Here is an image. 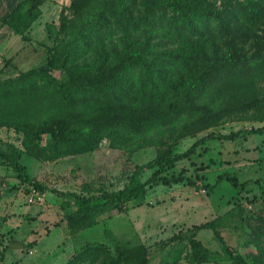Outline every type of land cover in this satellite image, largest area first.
Segmentation results:
<instances>
[{
	"label": "trees",
	"instance_id": "obj_1",
	"mask_svg": "<svg viewBox=\"0 0 264 264\" xmlns=\"http://www.w3.org/2000/svg\"><path fill=\"white\" fill-rule=\"evenodd\" d=\"M44 1L25 0L0 19V28L29 39L24 31L39 17ZM59 22L42 65L0 80V127L20 133L22 146L13 154L0 147V159L14 168L23 189L40 194L48 187L23 172L22 150L48 160L90 154L102 138L116 140L121 132L139 135L133 151L151 143L153 133L166 146L136 164L121 188L89 182L79 192L53 190L73 199L75 208L64 214L70 234L95 225L96 215L110 208L127 212L143 205L148 186L194 185L185 168L175 172L174 167L206 141L264 133V125L212 131L183 151L175 148L178 139L224 115L254 111L264 119V0H70ZM47 68L62 70L65 79ZM43 134L50 137L44 145ZM145 170L151 172L142 180ZM226 179L237 185L235 176ZM204 228L214 230L222 255L196 238ZM191 229L172 263L186 248L196 264H264L226 245L212 222ZM147 263V246L138 243L113 249L89 244L64 264Z\"/></svg>",
	"mask_w": 264,
	"mask_h": 264
},
{
	"label": "rangeland",
	"instance_id": "obj_2",
	"mask_svg": "<svg viewBox=\"0 0 264 264\" xmlns=\"http://www.w3.org/2000/svg\"><path fill=\"white\" fill-rule=\"evenodd\" d=\"M24 2L0 0V19ZM69 2L45 0L39 6V17L24 31L29 39L23 40L5 26L9 34L6 42H0V80L45 62L46 46L53 44L62 7ZM64 14L70 15V11L65 9ZM47 69L58 79H65L62 70ZM260 91L264 94L263 81ZM261 125L264 119L260 120L254 111L224 115L197 133L178 139L175 148L183 151L212 131L227 133ZM137 136L121 132L116 140L102 138L90 154L52 160L33 158L21 149L18 162L23 172L48 187L34 199L19 184L14 168L0 159V223L4 222L3 231L0 230V264H64L89 244L113 249L116 244L138 243L147 246V264H174V251L187 242V232L194 224L207 221L216 226L226 245L247 260H264V133L240 136L233 142L206 141L193 156L174 167L175 172L185 168L194 185L183 181L148 186L143 205L127 212L110 208L96 215L95 225L70 234L64 214L75 208L73 199L61 197L53 190L79 192L89 182L109 190L121 188L136 164L150 160L166 147L158 143L153 133L151 143L133 151ZM49 141L48 134L41 136V144ZM0 147L9 154L20 149L17 134L1 129ZM150 172L143 171L141 179L145 180ZM228 174L236 177V186L226 179ZM11 185L18 187L9 188ZM200 189L206 193L200 194ZM56 222L58 225H54ZM196 238L210 250L223 254L213 229L199 230ZM6 248L15 250L4 257ZM189 256L184 248L176 264H196Z\"/></svg>",
	"mask_w": 264,
	"mask_h": 264
},
{
	"label": "crops",
	"instance_id": "obj_3",
	"mask_svg": "<svg viewBox=\"0 0 264 264\" xmlns=\"http://www.w3.org/2000/svg\"><path fill=\"white\" fill-rule=\"evenodd\" d=\"M8 34H9V30H8V28H6L5 26H3V27H1L0 28V42L2 43V42H6L7 40H8V38H7V36H8ZM65 223V222H64ZM66 224V223H65ZM0 230L1 231H3L2 229L4 228V222L3 223H0ZM0 231V232H1ZM2 233V232H1ZM1 249L3 250V247H1ZM17 249V248H16ZM12 250H15V249H10L9 251H8V248H6V250H5V252H4V257H5V255L7 254V252L8 253H11L12 252ZM69 258V257H68Z\"/></svg>",
	"mask_w": 264,
	"mask_h": 264
},
{
	"label": "built area",
	"instance_id": "obj_4",
	"mask_svg": "<svg viewBox=\"0 0 264 264\" xmlns=\"http://www.w3.org/2000/svg\"><path fill=\"white\" fill-rule=\"evenodd\" d=\"M1 129L9 130L12 134H17L18 140H19V148H22V146H21V139H20L21 138V134L20 133H17L13 128L8 129V128L4 127V126H1L0 127V130ZM198 192L200 194L206 193V191L204 189H200ZM29 193H31L30 195H31V198H33V199L37 195V193L34 190H31Z\"/></svg>",
	"mask_w": 264,
	"mask_h": 264
}]
</instances>
